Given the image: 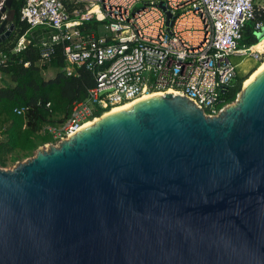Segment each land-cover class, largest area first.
<instances>
[{"label":"water","instance_id":"obj_1","mask_svg":"<svg viewBox=\"0 0 264 264\" xmlns=\"http://www.w3.org/2000/svg\"><path fill=\"white\" fill-rule=\"evenodd\" d=\"M0 264H264V71L216 116L148 97L0 168Z\"/></svg>","mask_w":264,"mask_h":264},{"label":"built area","instance_id":"obj_2","mask_svg":"<svg viewBox=\"0 0 264 264\" xmlns=\"http://www.w3.org/2000/svg\"><path fill=\"white\" fill-rule=\"evenodd\" d=\"M19 19L28 31L48 32L34 45L44 76L61 46L67 76L84 68L94 78L87 98L72 103L62 124L44 127L53 139L49 145H57L98 114L154 92L183 95L204 114L218 115L226 106L221 90L236 76L231 57L255 46H240L245 25L253 23L257 35L264 29V0H24ZM95 22L98 27L85 29ZM28 43L21 36L12 53ZM260 55L247 56L261 63ZM6 60L0 52V66ZM24 111L14 109L17 115Z\"/></svg>","mask_w":264,"mask_h":264},{"label":"trees","instance_id":"obj_3","mask_svg":"<svg viewBox=\"0 0 264 264\" xmlns=\"http://www.w3.org/2000/svg\"><path fill=\"white\" fill-rule=\"evenodd\" d=\"M23 3L24 0H13L15 28L12 35L0 43V52L7 57L6 62L0 66V73L7 75L14 84L12 87H0V167L6 166V157L13 152L28 154L41 145L53 142L51 135L41 133L43 127L62 124L70 114L72 103L85 100L87 89L94 85L92 74L84 68L76 69L72 76L65 74L63 68L66 62L61 46L56 47L52 62L45 68H53L56 73L45 78L38 66L39 57L34 45L39 43L41 36H48V32L40 28L28 31V25L19 19ZM84 27H98V23H87ZM23 35L26 36L28 45L21 52L12 53L18 39ZM258 42L253 23H247L240 46L250 47ZM259 64L255 63L250 72ZM247 76L236 74L234 82L220 96L221 106L236 99ZM47 103L50 104L49 108H46ZM19 108H25L21 115L14 113V109Z\"/></svg>","mask_w":264,"mask_h":264},{"label":"rangeland","instance_id":"obj_4","mask_svg":"<svg viewBox=\"0 0 264 264\" xmlns=\"http://www.w3.org/2000/svg\"><path fill=\"white\" fill-rule=\"evenodd\" d=\"M83 8H85V9L89 8L90 9L91 3L90 2H84ZM258 36L260 37V41L256 45L260 46L261 42L264 40V29L258 34ZM262 48L264 50V41H263ZM263 56H264V52H262L260 55L261 59ZM231 61L236 66V74H238L239 76L248 75L256 63V62H254L255 61L254 59L250 58V56H247V55L231 57ZM51 70L53 71V69L50 68L49 71H51ZM47 75H48V73L46 74L45 78H48ZM233 82H234V79L232 80L231 84ZM12 86H14V84L12 83L10 78L7 75L0 73V87H12ZM44 127H43L41 133L44 132ZM49 144H51V143H46L44 145H41L38 148H46L47 145H49ZM35 152L36 151H34L32 153H28V154H26L25 152H20V151L13 152L12 154H10L6 157V166L0 167V168L2 170H5V171L11 170V169H13V167L17 163H22V162H25L27 159L32 158L35 155Z\"/></svg>","mask_w":264,"mask_h":264},{"label":"bare ground","instance_id":"obj_5","mask_svg":"<svg viewBox=\"0 0 264 264\" xmlns=\"http://www.w3.org/2000/svg\"><path fill=\"white\" fill-rule=\"evenodd\" d=\"M96 9H94L95 11ZM264 41V40H263ZM263 41L261 42V45H255L253 48H251L250 50L246 51L245 53L247 55H250L252 57L255 58H259V55L264 52L262 45H263ZM26 43V41H25ZM241 53H237V55H240ZM264 71V60L252 71L248 74V78L242 83V87L241 88H245L247 85H249V83H251L257 76H259L262 72ZM166 93H172L171 91H168ZM157 95H162V92H154L153 94L150 95H146L142 98H139L137 100L131 101V102H127L124 105H120L117 107H113L112 109L106 111L103 115H101L100 117H97L87 123H85L78 131L84 129L85 127L92 125L93 123H95L96 121H98L99 119L106 117L107 115L114 113L116 111L119 110H123V109H128L134 105H136L138 102L142 101L143 99H146L148 97H153V96H157Z\"/></svg>","mask_w":264,"mask_h":264},{"label":"crops","instance_id":"obj_6","mask_svg":"<svg viewBox=\"0 0 264 264\" xmlns=\"http://www.w3.org/2000/svg\"><path fill=\"white\" fill-rule=\"evenodd\" d=\"M49 69H50V67L49 68H47V70H46V73H48V77H51V76H54L55 75V73H56V71L53 69V68H51V69H53V71L51 70V71H49Z\"/></svg>","mask_w":264,"mask_h":264}]
</instances>
